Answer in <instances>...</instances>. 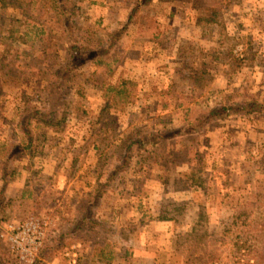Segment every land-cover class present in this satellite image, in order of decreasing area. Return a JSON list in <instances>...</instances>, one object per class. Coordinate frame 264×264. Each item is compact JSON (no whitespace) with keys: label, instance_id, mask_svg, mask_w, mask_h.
<instances>
[{"label":"rangeland","instance_id":"obj_1","mask_svg":"<svg viewBox=\"0 0 264 264\" xmlns=\"http://www.w3.org/2000/svg\"><path fill=\"white\" fill-rule=\"evenodd\" d=\"M136 1L0 0V228L47 221L36 264H264V108L198 127L219 103L264 105V0H153L131 15ZM65 3L86 45L124 27L114 72H71L52 124L6 163L21 111L48 107L67 63ZM123 83L129 102L110 95L96 149L107 84ZM132 131L176 136L111 177ZM0 264H20L1 236Z\"/></svg>","mask_w":264,"mask_h":264},{"label":"trees","instance_id":"obj_2","mask_svg":"<svg viewBox=\"0 0 264 264\" xmlns=\"http://www.w3.org/2000/svg\"><path fill=\"white\" fill-rule=\"evenodd\" d=\"M153 0H137L135 6L132 10L131 15L138 8L144 6L147 3H150ZM73 14L75 12L70 8L69 5H61V15L63 19V25L65 27L64 38H63V49L65 50V57L67 63L61 66V76L57 82H53L48 89V107L46 109H40L38 107H31L26 111H21V127L22 133L24 135L21 143H14L10 147V158L6 160V163L10 162V159L17 158L23 152L30 151L34 147V144L37 141V137L34 134V129L32 125L38 126L40 124L50 125L54 116L58 114L59 103L65 97L66 92L64 88L65 81L67 77L74 70L78 69L84 65L94 66L99 73L106 75V78L111 76L114 72L113 64L117 60L112 58L114 54L115 43L121 36L124 34V27L120 30H115L111 33H108L107 39L98 38L94 43L86 45L82 39V34L78 32L76 25L74 24ZM87 37V36H86ZM94 41L95 38H86ZM113 52V53H112ZM126 84H107L106 93L108 98V103L106 108L101 113V120L104 123H101V132L95 135L94 138H91L90 141L94 143L96 149L100 148V144L103 143L107 138L105 136L106 125H108L105 120L102 118V115L107 109L112 107L110 95L113 93L116 95L117 99L113 100L117 105L122 104L126 105L128 103L129 91L127 90ZM126 102V103H124ZM264 105L259 103H232L224 102L219 103L211 107L204 117L200 118L198 127L201 126L204 122H208L212 119L217 118H227L237 114H249L260 109H263ZM115 133V132H114ZM176 136V132L172 133H162L160 131L149 133L143 135L139 132H130L125 137L118 139L115 143V149L112 154L116 160H119L118 164L115 166V170L112 173L111 177L127 169L129 161L136 152H140L145 146L155 147L163 142V140L170 139ZM16 140V139H15ZM119 141V142H118ZM5 168L3 175L4 183L8 182V171ZM4 193V188L0 190V197ZM95 199H98V195L95 196L93 201L89 204V207H92L96 202ZM89 214H85L81 220L80 224L83 223ZM49 249V248H48ZM62 249V247H61ZM36 264V263H35Z\"/></svg>","mask_w":264,"mask_h":264},{"label":"built area","instance_id":"obj_3","mask_svg":"<svg viewBox=\"0 0 264 264\" xmlns=\"http://www.w3.org/2000/svg\"><path fill=\"white\" fill-rule=\"evenodd\" d=\"M47 221L31 217L24 223L6 224L0 228L12 254L20 264H34L44 245Z\"/></svg>","mask_w":264,"mask_h":264}]
</instances>
